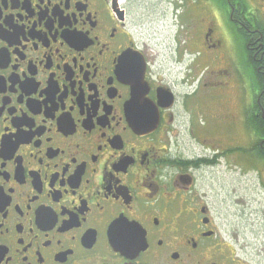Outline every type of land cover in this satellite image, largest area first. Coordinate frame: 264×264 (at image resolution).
Listing matches in <instances>:
<instances>
[{
    "label": "flooded vegetation",
    "instance_id": "flooded-vegetation-1",
    "mask_svg": "<svg viewBox=\"0 0 264 264\" xmlns=\"http://www.w3.org/2000/svg\"><path fill=\"white\" fill-rule=\"evenodd\" d=\"M166 1L173 23L132 0H0V264H249L217 223L218 124L237 101L214 78L219 34ZM225 2L251 96L240 148L257 160L264 13Z\"/></svg>",
    "mask_w": 264,
    "mask_h": 264
},
{
    "label": "rangeland",
    "instance_id": "rangeland-1",
    "mask_svg": "<svg viewBox=\"0 0 264 264\" xmlns=\"http://www.w3.org/2000/svg\"><path fill=\"white\" fill-rule=\"evenodd\" d=\"M132 1L134 6L141 8L145 13L157 14L165 8V22L173 23L175 20L171 5H167L166 0ZM235 1H241L249 7L250 11L245 13L246 16L250 13L257 16H259L258 13H264V0ZM222 3L224 0H184L187 14H210L205 18L203 28L205 26L215 28L216 25L221 47L219 56L211 61V66L214 72L223 70L227 72L222 74L216 72L214 78L221 81L218 87L224 96L229 97L235 93L237 99L236 101L232 95L223 103L224 120L218 124V127L222 126L220 130L228 135L229 151L227 156L219 158L211 176L215 186L224 188L229 205H221L218 208L220 216L217 218V223L222 233H227L230 227L237 230L238 241H233L242 258L249 264H264V160L260 158L255 160L240 148L251 145L246 127L242 122L243 107L250 101L251 96L247 77L241 75L245 58L241 36H238L233 24L228 21L227 12L220 9ZM196 26L198 30H201L202 22L197 20ZM175 31L176 25L170 28L164 25L159 26L158 35H156L158 37L155 39L167 42L174 36ZM215 37H217L216 34ZM219 105L218 102V107ZM214 125L213 130H215Z\"/></svg>",
    "mask_w": 264,
    "mask_h": 264
},
{
    "label": "trees",
    "instance_id": "trees-1",
    "mask_svg": "<svg viewBox=\"0 0 264 264\" xmlns=\"http://www.w3.org/2000/svg\"><path fill=\"white\" fill-rule=\"evenodd\" d=\"M235 1V0H232V2ZM224 3H225V0H224ZM224 3H222L221 5L223 6ZM239 3V7L241 8V11L242 13H246L248 10H249V7L247 5H244V3H242L241 1L240 2H237ZM252 72H250V75H251ZM260 157L264 160V151L261 152V155Z\"/></svg>",
    "mask_w": 264,
    "mask_h": 264
}]
</instances>
